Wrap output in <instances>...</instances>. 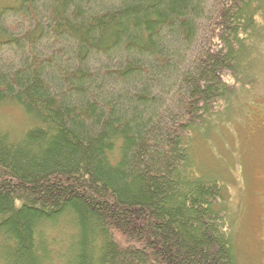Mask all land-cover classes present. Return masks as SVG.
<instances>
[{
  "label": "trees",
  "instance_id": "obj_1",
  "mask_svg": "<svg viewBox=\"0 0 264 264\" xmlns=\"http://www.w3.org/2000/svg\"><path fill=\"white\" fill-rule=\"evenodd\" d=\"M263 15L264 0L1 6L0 105L32 125L0 131V264H238L225 187L189 141L256 99Z\"/></svg>",
  "mask_w": 264,
  "mask_h": 264
},
{
  "label": "rangeland",
  "instance_id": "obj_2",
  "mask_svg": "<svg viewBox=\"0 0 264 264\" xmlns=\"http://www.w3.org/2000/svg\"><path fill=\"white\" fill-rule=\"evenodd\" d=\"M14 1L0 0V7ZM257 67L261 82L254 102L236 110L226 124L213 120L191 131L189 141L194 171L217 178L225 187L238 264H264V59ZM31 125L19 107L0 105V131L17 137ZM64 234L57 231V243Z\"/></svg>",
  "mask_w": 264,
  "mask_h": 264
},
{
  "label": "flooded vegetation",
  "instance_id": "obj_3",
  "mask_svg": "<svg viewBox=\"0 0 264 264\" xmlns=\"http://www.w3.org/2000/svg\"><path fill=\"white\" fill-rule=\"evenodd\" d=\"M263 220H264V216H263ZM261 241H263V244H264V234H263V238L261 239Z\"/></svg>",
  "mask_w": 264,
  "mask_h": 264
}]
</instances>
